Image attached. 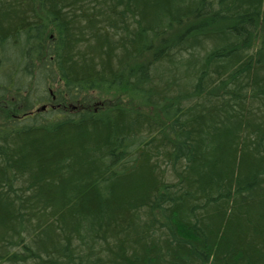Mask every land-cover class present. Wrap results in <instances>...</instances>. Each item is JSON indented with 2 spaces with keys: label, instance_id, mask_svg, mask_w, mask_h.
<instances>
[{
  "label": "trees",
  "instance_id": "16d2710c",
  "mask_svg": "<svg viewBox=\"0 0 264 264\" xmlns=\"http://www.w3.org/2000/svg\"><path fill=\"white\" fill-rule=\"evenodd\" d=\"M0 264H264V0H0Z\"/></svg>",
  "mask_w": 264,
  "mask_h": 264
},
{
  "label": "water",
  "instance_id": "95a60500",
  "mask_svg": "<svg viewBox=\"0 0 264 264\" xmlns=\"http://www.w3.org/2000/svg\"><path fill=\"white\" fill-rule=\"evenodd\" d=\"M46 108V106H43L42 109L44 110Z\"/></svg>",
  "mask_w": 264,
  "mask_h": 264
}]
</instances>
